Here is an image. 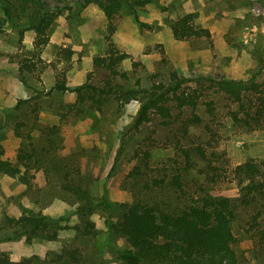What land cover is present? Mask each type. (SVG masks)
I'll use <instances>...</instances> for the list:
<instances>
[{"label": "rangeland", "instance_id": "obj_1", "mask_svg": "<svg viewBox=\"0 0 264 264\" xmlns=\"http://www.w3.org/2000/svg\"><path fill=\"white\" fill-rule=\"evenodd\" d=\"M46 3L56 18L41 48L31 30L6 23L0 30L2 158L16 164L21 150L34 149L40 159L27 163V183L0 173V254L29 264H125L128 245L110 225L133 203L178 206L170 181L179 173L193 198L204 191L233 202L241 264H264V174L252 183L236 172L248 161L264 172V115L254 120L264 109V0H150L109 15L83 0ZM184 17L200 36H179ZM100 57L120 58L114 73L94 64ZM224 81L243 85L239 100L219 89ZM174 82L179 92L197 93L195 109L169 101L170 118L152 111L135 127L146 92ZM56 83L92 88L80 103ZM193 114L202 122L188 126ZM147 152L150 170L131 176ZM156 179L161 184L150 187ZM67 182L89 202L65 190ZM27 213L44 217L55 238L20 234Z\"/></svg>", "mask_w": 264, "mask_h": 264}, {"label": "trees", "instance_id": "obj_2", "mask_svg": "<svg viewBox=\"0 0 264 264\" xmlns=\"http://www.w3.org/2000/svg\"><path fill=\"white\" fill-rule=\"evenodd\" d=\"M83 1L84 4H95L106 15L116 13L123 8L133 11L136 6H143L150 2V0ZM46 2L47 0H0V13L3 18V20L0 19V30L5 27V23L9 26H15L21 31L31 30L34 40L33 47L41 48L47 43L48 30L56 18V14L49 11ZM180 23L179 36L181 38L201 35L199 31L188 24L187 17L182 18ZM119 61L120 58H110L106 62V59L100 57L94 59V64L104 66L111 73H114V66ZM85 87L92 88L83 84L68 89L63 83H56L53 88L57 91L76 92L80 95L79 99L82 103L85 99ZM179 87V83L174 82L167 87L155 85L151 91L146 92V98L140 105L134 126L137 127L148 122L152 111L163 118H170V109L166 106L169 101L175 102L178 109L185 106L195 109L198 101L197 93L194 91L193 95L185 94L178 91ZM241 87L243 88V85L240 82L224 81L220 84L219 89L239 100ZM120 94H126V92L120 90ZM263 102L264 98L261 99L260 103ZM205 105L211 112L212 104L206 103ZM262 115H264V109L260 107L255 111L254 120L258 121ZM187 122L188 126L199 125L202 119L193 114ZM55 129L56 127H54ZM53 133V131L50 132V134ZM15 134L18 136L16 129ZM37 156L34 149L21 150L16 163L24 167V171L21 172L16 164L2 158V151L0 150V173L24 180L27 183L28 181L25 180L27 163L31 160H34L35 164L40 162ZM149 156L148 152L143 154L140 164L130 172L131 176L137 178L146 176L147 171L150 170ZM236 172L243 179L252 183L255 178L264 174L263 170L251 161L238 165ZM161 182V180H153L150 187H157ZM170 185L175 193L179 192L181 199L179 205L174 209L163 211L159 205L152 207L146 204L133 203L124 208L117 223L110 225L112 231L124 239L128 245V248L120 254L125 264H241V259L235 250L237 239L232 232V224L236 219V208L233 202L227 197L213 196L204 193V191L197 198H193L184 190L179 173L172 177ZM63 186L78 201L89 202V194L80 186L72 185L69 182ZM258 186V194L264 202V178ZM82 208H87V205H83ZM256 217L254 216L253 220ZM63 219L65 217L59 220ZM44 220V217L27 213L17 222L22 228L20 234L23 232L41 233L46 234L49 238H55V233L49 235L47 232V225ZM61 255L69 258L73 256L71 252H67L65 249L61 251ZM29 263V259L12 262L5 255L0 254V264Z\"/></svg>", "mask_w": 264, "mask_h": 264}, {"label": "built area", "instance_id": "obj_3", "mask_svg": "<svg viewBox=\"0 0 264 264\" xmlns=\"http://www.w3.org/2000/svg\"><path fill=\"white\" fill-rule=\"evenodd\" d=\"M253 12H254V10H253ZM255 15H259V14H258V11H256V14H255ZM263 17H264V14H263Z\"/></svg>", "mask_w": 264, "mask_h": 264}]
</instances>
